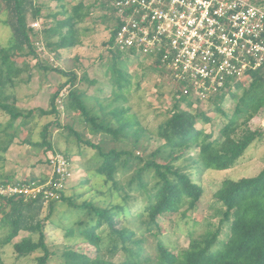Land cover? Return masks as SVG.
Here are the masks:
<instances>
[{"label":"trees","instance_id":"obj_1","mask_svg":"<svg viewBox=\"0 0 264 264\" xmlns=\"http://www.w3.org/2000/svg\"><path fill=\"white\" fill-rule=\"evenodd\" d=\"M55 1L57 10L51 12V25L37 29L29 25V17L32 20L40 18L42 5L39 0H1L7 14L3 22L11 27L13 36L6 45H0V111L7 115L5 121H0V152L6 151L13 140L20 137L22 129L34 117L52 116L53 119L43 125L40 141L22 137L21 142L45 147L51 154L58 153L53 150L48 137L52 125L61 127L57 99L65 88L62 97L65 112L78 111L79 121L88 125L91 137L80 134L71 125L63 127L68 136L95 150L97 157L96 166L79 184L87 183L95 176L102 180L103 189H95L96 195L81 203L76 202L77 195L69 192L73 186L68 182L60 191L59 199L0 195V230H4L0 247L11 244L16 260L38 253L36 264H48L56 254L62 258L63 264H264V167L253 176L225 178L218 184L213 196L222 208L212 216L219 218L217 224L208 220L204 233L196 237L190 234L185 247L171 249L160 239L163 227L158 219L178 212L185 216L187 211L196 210L203 196V187L192 178L189 167L176 164L178 160L187 161L188 166L199 171L229 169L247 146L264 138V128L249 127V122L264 109V65L247 70L241 79L209 96L207 109L201 107L202 101L190 94L185 95L179 89L174 91L171 104L162 109L166 117L156 130L157 136L164 141L148 151V147L140 146L144 131L135 116L126 114L128 107L109 111L112 121L106 118L104 106L95 97L103 116L95 113L94 105L87 102L85 90L78 86L83 81L88 85L96 83L95 79L87 77L84 69L79 75L75 69L65 70L37 60L40 68L62 77L49 96L47 108L24 110L18 107L16 97L6 91L16 85L21 72L30 68L28 61L21 65L12 57L36 56L37 42H42L55 56L60 50L82 43L80 25L91 14V4L83 0L74 4L72 0ZM253 1L264 5V0ZM100 4L106 10L102 21L111 22L107 25L110 37L105 42L111 54L113 73L109 77L110 83L119 91L118 95L117 92L113 94L124 98L123 91L131 88V76L118 60L123 53L132 56L133 52L115 45L119 19L110 0H103ZM134 57L149 60L148 56L140 54ZM152 62L149 68L152 66V72L161 76L162 67L158 66L157 60L155 65ZM165 84L160 80L156 86L160 90ZM159 95L163 97L160 91ZM216 117L219 118L218 124ZM205 124H210L212 129L206 131ZM96 135H100V139L94 142L92 136ZM129 137L131 140L123 145V140ZM60 154L73 166L68 151ZM165 154L170 156L169 160L160 162L158 156ZM47 178L46 174H40L30 179ZM15 181L11 175H4L0 184ZM138 199L143 204L132 210ZM57 203L64 205L62 211L66 214L71 210L78 214L71 226L64 227L65 236L81 237L76 239L78 244L68 242L59 251L49 247L45 231L48 223L59 221L53 217L59 206ZM20 232L26 234L13 241ZM150 241L154 243V250L147 249V246H153ZM83 245L90 246V251ZM119 251L123 256L115 261Z\"/></svg>","mask_w":264,"mask_h":264},{"label":"rangeland","instance_id":"obj_2","mask_svg":"<svg viewBox=\"0 0 264 264\" xmlns=\"http://www.w3.org/2000/svg\"><path fill=\"white\" fill-rule=\"evenodd\" d=\"M72 1L74 4L80 0ZM83 1L91 4L92 8L87 20L80 25L82 43L75 47L60 50L58 56H55L54 52H49L47 49L48 53L41 52L36 47V56L30 55L18 59L17 57H12V60H17L21 65L28 61L30 68L21 72L16 85L8 87L6 91L16 97L18 107L24 110L36 107L47 108L49 96L56 89L57 83L62 77L56 72H47L40 68L36 64L37 60L41 59L44 65L50 64L65 70L75 69L79 75H82V72L85 70L87 77L95 79L96 83L88 85L83 81L78 86L85 90L87 102L94 105L95 113L103 116L98 102L94 99L95 97H98L99 103L104 106L103 111L107 113L105 116L108 119L111 118L109 111L116 107H128L126 114L135 116L144 131L140 138V146L144 145L148 147V151H151L164 141L157 136L156 130L158 124L166 117L162 109L171 104L173 89L167 83L162 89L159 90L157 88L156 85L160 80H163V76L161 77L157 73L152 72V66L149 68L150 59H138L123 53L122 57L118 60V64L131 76V88L128 91H123L122 96L124 98L118 97L119 91L117 88H113L110 83L111 79L109 78L113 72L110 66V48L105 42L110 37V28L107 25L111 22L105 23L102 21V15L106 12L100 4L103 0ZM39 2L42 5L41 16L38 19L40 26H50L53 21L51 12L57 10L56 1L39 0ZM6 17V11L0 0V45H6L13 36L11 27L3 22ZM34 21L36 20H32L29 17V25ZM83 27L86 28L82 30ZM159 91L163 93V97L159 95ZM114 92H117V95H114ZM65 93L66 89L64 88L57 99L58 108L61 110V127L52 125L49 128L50 136L48 139L51 140L53 150H56V152H69V157L74 167V174L69 179L70 186H73V188L69 192L77 195L76 202L81 203L84 199L95 196V189H103L101 187L102 180L92 176L87 183L79 184L87 177L89 171L93 170L96 166L97 157L95 156V150L84 145L82 141H76L73 136H68V131L63 127V125H71L80 134L91 137L88 125L79 121L80 114L78 111L70 110L69 112H65L62 104V97ZM227 103L229 104V102ZM201 107L207 109L209 107L208 102L202 101ZM36 114L37 112L34 115ZM6 119L7 115L0 111V121L2 122ZM52 119V116L34 117L22 129L20 137H16L6 151L0 152L2 155V158L0 157V181L4 178V175H11L13 179L22 180L36 177L40 174H49L50 169L46 162V157L51 155L52 152L45 150V147H34L27 143H22L21 139L22 137H26L31 138L33 141H40V132L43 129V125ZM218 119V117L215 118L217 124L219 123ZM111 120L114 121L112 118ZM203 127L206 131L212 129L210 124H205ZM249 127L251 129L264 128V109L249 122ZM214 129L217 130L218 127L215 126ZM99 139L100 135L92 136L94 142ZM130 140V137L123 140V145ZM127 145L130 146V144ZM169 158L170 156L167 154L158 156L160 162H167ZM176 164L189 167L187 169L191 173L192 178L203 187L204 193L196 210L187 211L185 216L178 212L171 216L158 218L163 227L160 239L171 249L185 247L190 234L196 237L204 233L206 229L205 224L208 220L217 224L219 218H213L212 216L216 213L217 209L222 208V205L215 200L213 196L214 190L225 178L237 179L243 176H253L264 167V138L255 140L247 146L235 165L229 169L218 170L209 168L199 171L191 165L188 166L187 161L183 159L178 160ZM59 204L57 203V205ZM140 204H143L142 200H135L132 210L136 209L138 205L140 207ZM62 209H64V205L61 204L56 207V212L53 214V217L59 221H55V224L48 223L45 227L47 244L51 249H56L57 251L64 244L74 242L77 239V237H66L64 227L71 226L76 217H78V214L74 210L68 211V214H66ZM44 214L45 209L42 212V216ZM81 217L84 218L82 215ZM25 234L26 232H20V235L13 241L19 240ZM3 235L4 230H0V237ZM78 243L79 241L75 242V244ZM150 243L153 246H147V249L154 250V243L151 241ZM83 246L90 251L88 249L90 246ZM37 255L38 253H34L31 256L16 260L12 245L7 244L0 247V264H36L35 256ZM122 256L123 252L119 251L115 255L114 260L118 261ZM48 264H63L62 258L56 254L49 259Z\"/></svg>","mask_w":264,"mask_h":264},{"label":"built area","instance_id":"obj_3","mask_svg":"<svg viewBox=\"0 0 264 264\" xmlns=\"http://www.w3.org/2000/svg\"><path fill=\"white\" fill-rule=\"evenodd\" d=\"M110 5L119 19L115 45L132 50V56H148L150 63L157 60L173 93L179 89L207 101L264 65V5L253 0H110ZM30 25L40 28L38 20ZM36 45L47 52L42 42ZM47 158V179L1 183L0 195L59 199L73 166L60 153Z\"/></svg>","mask_w":264,"mask_h":264},{"label":"crops","instance_id":"obj_4","mask_svg":"<svg viewBox=\"0 0 264 264\" xmlns=\"http://www.w3.org/2000/svg\"><path fill=\"white\" fill-rule=\"evenodd\" d=\"M46 174V173H45ZM48 174V173H47Z\"/></svg>","mask_w":264,"mask_h":264}]
</instances>
